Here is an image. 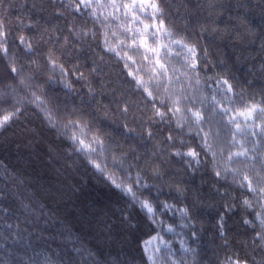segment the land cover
Returning <instances> with one entry per match:
<instances>
[{
    "label": "clouds",
    "instance_id": "obj_1",
    "mask_svg": "<svg viewBox=\"0 0 264 264\" xmlns=\"http://www.w3.org/2000/svg\"><path fill=\"white\" fill-rule=\"evenodd\" d=\"M241 9L0 0V264H264V26Z\"/></svg>",
    "mask_w": 264,
    "mask_h": 264
},
{
    "label": "trees",
    "instance_id": "obj_2",
    "mask_svg": "<svg viewBox=\"0 0 264 264\" xmlns=\"http://www.w3.org/2000/svg\"><path fill=\"white\" fill-rule=\"evenodd\" d=\"M228 3L237 5L244 4L248 11L244 13L243 9L240 10L242 19L254 28H260L261 26H264V6H261L260 0H253V2L252 0H228ZM13 15H18V13H13ZM31 18L36 19V16L33 15ZM225 21H227V23H233L232 21H228L226 16L219 17V23L223 24ZM225 52H228L227 48H225ZM236 71L238 75H242V72H240V70ZM15 149L16 145L14 143H9L6 146L0 144V158H2V155L4 154L11 155ZM37 167H39V164H37ZM84 195L86 197H91L94 195V193L85 192ZM5 206L7 207V205ZM9 210L11 211V209Z\"/></svg>",
    "mask_w": 264,
    "mask_h": 264
},
{
    "label": "snow or ice",
    "instance_id": "obj_3",
    "mask_svg": "<svg viewBox=\"0 0 264 264\" xmlns=\"http://www.w3.org/2000/svg\"><path fill=\"white\" fill-rule=\"evenodd\" d=\"M141 2H142V3H148L149 0H141ZM152 6H153V7H156L155 4H153ZM225 83L227 84V81H225ZM228 86H229V88L232 87L230 84H229ZM255 108H256V106L253 105L251 108H249V109L247 110V114L250 115V114L255 110ZM262 110H264V109H262ZM241 114H242V115H245V113H241ZM5 119H7V117H5Z\"/></svg>",
    "mask_w": 264,
    "mask_h": 264
}]
</instances>
